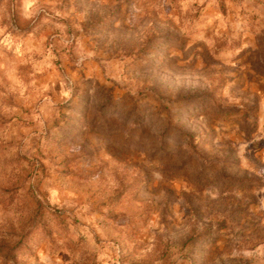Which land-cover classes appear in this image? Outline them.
Segmentation results:
<instances>
[{
    "label": "rangeland",
    "instance_id": "374dc122",
    "mask_svg": "<svg viewBox=\"0 0 264 264\" xmlns=\"http://www.w3.org/2000/svg\"><path fill=\"white\" fill-rule=\"evenodd\" d=\"M0 264H264V0H0Z\"/></svg>",
    "mask_w": 264,
    "mask_h": 264
}]
</instances>
